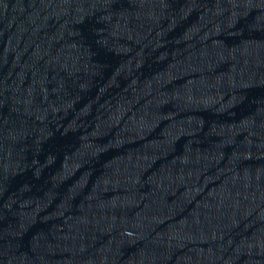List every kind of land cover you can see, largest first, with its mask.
Listing matches in <instances>:
<instances>
[{
	"label": "water",
	"instance_id": "water-1",
	"mask_svg": "<svg viewBox=\"0 0 264 264\" xmlns=\"http://www.w3.org/2000/svg\"><path fill=\"white\" fill-rule=\"evenodd\" d=\"M0 264H264V0H0Z\"/></svg>",
	"mask_w": 264,
	"mask_h": 264
}]
</instances>
